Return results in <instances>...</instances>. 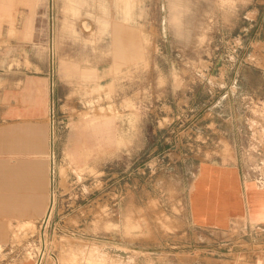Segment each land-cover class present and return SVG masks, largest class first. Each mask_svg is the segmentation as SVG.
Segmentation results:
<instances>
[{"label": "rangeland", "instance_id": "1", "mask_svg": "<svg viewBox=\"0 0 264 264\" xmlns=\"http://www.w3.org/2000/svg\"><path fill=\"white\" fill-rule=\"evenodd\" d=\"M105 3L140 37L136 64L114 67L111 39L90 16L99 0H83L78 15L67 0H14V44L4 43L0 72L19 88L50 76L62 144L49 212L8 229L0 264L264 260L258 228L195 230L188 212L203 163L264 178V0ZM79 126L97 131V170L70 152Z\"/></svg>", "mask_w": 264, "mask_h": 264}, {"label": "crops", "instance_id": "2", "mask_svg": "<svg viewBox=\"0 0 264 264\" xmlns=\"http://www.w3.org/2000/svg\"><path fill=\"white\" fill-rule=\"evenodd\" d=\"M67 1L66 11L78 15L83 0ZM106 1L99 0L98 15L90 16L98 23V29L104 27L111 39L108 49L114 55V67L120 69L123 65L136 64L143 55L140 37L111 19ZM115 2L129 5L132 0ZM174 9L180 10L177 5ZM174 19L178 22V15ZM88 27L85 24V28ZM4 43L14 44V0H0V57L7 56ZM63 65L62 62V71ZM96 75L97 69L85 74L87 78ZM53 90L48 74L28 78L19 88L14 78L0 72L1 246H7L8 229H12L15 222L40 217L51 208L57 170L54 155L62 144L59 140L62 136L58 137L56 132L57 115L52 114L56 103ZM111 123L112 120L106 119L98 123L97 128L103 131ZM67 141L71 154L80 163L86 161L90 169H98L96 130L84 131L79 126L68 134ZM86 175L92 192L95 178L93 173ZM188 212L195 230L227 232L245 223L264 232V186L244 179L236 163H203L189 197ZM196 264H234V261L202 257ZM239 264H264V260Z\"/></svg>", "mask_w": 264, "mask_h": 264}, {"label": "built area", "instance_id": "3", "mask_svg": "<svg viewBox=\"0 0 264 264\" xmlns=\"http://www.w3.org/2000/svg\"><path fill=\"white\" fill-rule=\"evenodd\" d=\"M52 114L53 116L55 117V105L54 107L52 108ZM243 176H244V179H249V180H254L255 182H257V184L261 185V186H264V178L263 177H256L254 175H249L248 173H243Z\"/></svg>", "mask_w": 264, "mask_h": 264}]
</instances>
